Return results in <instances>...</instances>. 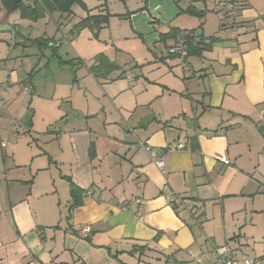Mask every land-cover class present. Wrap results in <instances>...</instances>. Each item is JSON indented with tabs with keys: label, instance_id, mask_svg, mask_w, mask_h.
Here are the masks:
<instances>
[{
	"label": "crops",
	"instance_id": "1",
	"mask_svg": "<svg viewBox=\"0 0 264 264\" xmlns=\"http://www.w3.org/2000/svg\"><path fill=\"white\" fill-rule=\"evenodd\" d=\"M229 1L84 2L83 18L111 15L98 38L105 31L106 41L132 40L139 48H116L112 59L102 53L119 66L105 80L89 72L94 60L71 57L84 64L75 73L62 69L73 76L69 111L54 113L37 134L45 133L41 142L55 147L33 155L26 143L20 164L15 127L28 119V133H36L33 109L22 111L20 103L10 110L15 90L6 87L17 79L7 65L15 49L0 53V66L9 71L1 81L10 80L0 95V264H194L213 261L223 246L236 259L264 264V126L258 120L264 111V0H232L231 12L223 5ZM189 7L204 15L186 13ZM209 11L216 14L214 31L206 28ZM172 29L183 32L160 41L159 34ZM193 36L194 45L201 36L217 40L201 56L169 54ZM161 45L166 49L159 51ZM60 46L53 39L51 48ZM82 71L90 81L84 86ZM179 144L184 149H174ZM216 155L229 164L215 161ZM160 157L163 173L154 163ZM66 179L84 192L70 213ZM174 194L183 209L168 204ZM138 247L146 248L132 253Z\"/></svg>",
	"mask_w": 264,
	"mask_h": 264
},
{
	"label": "rangeland",
	"instance_id": "2",
	"mask_svg": "<svg viewBox=\"0 0 264 264\" xmlns=\"http://www.w3.org/2000/svg\"><path fill=\"white\" fill-rule=\"evenodd\" d=\"M23 1L25 3H32L33 0ZM140 1L141 0H132V6L135 7L136 4L140 5ZM84 2L86 5L90 6L91 3L95 4L96 0H85ZM223 5H225L226 8L227 2H223ZM90 7H92V5ZM120 8L121 7H114L111 8V11H121ZM92 10V13H97L96 8ZM72 12L73 13L69 16L59 15L57 13H53L50 16L46 15L47 17L45 19H41L35 24L28 19H21L18 12L6 16L0 5V27H11V30H0V53L5 55L9 53V48L15 49L13 55L16 56V58L12 59V63L7 66L14 67L15 77L17 79V82L13 87H6L10 83V80L8 81V84H5L1 79L4 75L6 76L9 71L6 70L7 68H2L3 66H0V83L2 84L0 87L3 88L0 95L2 96L4 94L5 87L7 90H15L10 100V110L15 109L20 103L22 104V111L32 108V117H34L32 123L34 125V131L36 132L28 133L30 123L28 119H24L20 124L16 122L18 126L15 127L14 145L17 151V161L19 164L22 163V160L19 159V152L21 150L27 151L25 148L26 143H28V145L30 144V150L33 155L39 153V148L46 151L55 147V143L45 145V143L41 142L40 137L45 135V133L38 136L37 134H40L43 131V125L47 120L52 119V117L55 116L53 115L54 113L59 111V113L63 115L69 111V98L75 94V91H72L74 85L72 83L73 76L70 71L62 70L58 67V56L60 59L66 61L70 60L71 57L75 58L80 55V57L87 63L93 61L95 56L102 55V53H106L111 57L110 59H112L114 54L117 53V49L136 51L139 48L138 45L131 42L132 40L121 41L117 38L116 40H111V42L106 41L108 35L105 31H102L99 38L98 36L95 38L88 30H82L79 32L73 30L74 25L86 15V11L82 9L81 6L74 5ZM209 12L208 16L210 18L206 28L208 30L213 29L214 31L216 27V14H214V17H211L210 14H213V12ZM56 20L58 21V24H60V29L55 25ZM72 30L73 32H71ZM16 31H19L20 36L15 34ZM64 34L67 35L68 38H65ZM21 36L39 40H41V38H51L57 40L61 46L56 49L55 54L53 52L54 50L51 48L52 41H50L49 46H37L31 44L24 47L21 44H16L21 41ZM158 49L159 51H163L166 48L164 45H161ZM19 53H21V55ZM137 54V58L141 62L139 65H142L145 55L141 56L140 52ZM118 57L123 60L121 56ZM89 65H91V63ZM129 67L130 66H128V69ZM141 68L142 66L135 68L136 72H133L135 70L131 69V73L138 74V70H141ZM83 75L84 71L78 74L80 77L78 81L82 86L86 85L88 82L82 77ZM86 80H90V78L87 77ZM31 89H33V92L29 93ZM24 90H29V92L25 93ZM30 101L31 104L29 103ZM11 126L12 129H14V126ZM52 129L53 128L49 129L47 135L51 134ZM40 160L43 159H37L36 164H39L38 162ZM217 220L218 217H214V223L212 225L217 226ZM208 227H205V230Z\"/></svg>",
	"mask_w": 264,
	"mask_h": 264
},
{
	"label": "trees",
	"instance_id": "3",
	"mask_svg": "<svg viewBox=\"0 0 264 264\" xmlns=\"http://www.w3.org/2000/svg\"><path fill=\"white\" fill-rule=\"evenodd\" d=\"M121 3H124L126 0H118ZM228 4H235L230 0L227 2ZM0 5L2 10L7 15H11L13 13L18 12L19 17L21 19H28L30 21L36 22L39 19L44 18L46 15H51L53 13H57L59 15H66L69 16L72 14V8L74 5L81 6L82 9L86 10L84 0H33L32 3H25L23 0H0ZM145 7L142 8V10ZM240 9V8H239ZM186 13L201 18L204 15V12L196 11L193 7H189ZM125 16V15H124ZM111 15L106 12L105 14H97V15H90L83 19H81L78 23L74 25L75 31L79 32L82 30H89L92 35L97 38L99 32L108 25L109 19ZM73 30L71 32H73ZM183 31L178 29H172L167 34H159L160 41H166L169 39L176 38L179 36ZM17 36H20L19 31L15 33ZM192 38L184 37V47L186 51V57L192 56H201L203 51H208L211 49L212 44L217 40L215 37H209L206 39L203 36L200 37V41L195 45L192 44ZM23 45L24 47L29 46L31 44L34 45H41V46H49L50 41L53 42V39H30L24 38ZM54 50V54L57 48L52 47ZM172 56V55H171ZM176 57V56H175ZM83 62L81 60H67L64 61L58 58V66L61 69H69L73 73L79 69V67L83 66ZM119 66L115 62H111L107 59L106 56L97 55L94 57V63L89 67V72L92 76L96 79H108L110 74L114 71H117ZM89 156L93 158V144H90L89 148ZM69 184V195L71 199L69 212L78 207L81 204V198L83 196V191L77 188L72 184L69 179H66ZM175 211H177L176 207H172ZM69 220V217L67 218ZM146 247H138L133 250L132 253L137 252L139 249H144Z\"/></svg>",
	"mask_w": 264,
	"mask_h": 264
},
{
	"label": "built area",
	"instance_id": "4",
	"mask_svg": "<svg viewBox=\"0 0 264 264\" xmlns=\"http://www.w3.org/2000/svg\"><path fill=\"white\" fill-rule=\"evenodd\" d=\"M226 8L229 12H231L234 9V5L228 4L226 6ZM168 51H169L170 55L181 58L182 60L186 58V51H185V47L183 45L174 46V47L170 48ZM2 90L3 89L0 87V93L2 92ZM24 92L28 93L29 90H24ZM258 120L264 126V111H262L258 114ZM136 147L142 149L146 154H150V152L152 150L149 146H147L146 144L141 143V142H137ZM174 149H176V150L184 149V146L179 144ZM213 158L215 161L221 162L225 165L229 164V161L227 160V158L225 156L216 155ZM154 163H155L156 167L163 173V168H164L163 159L161 157L155 158ZM133 203L136 205H140L141 200L135 199L133 201ZM168 204L171 207H173V206L176 207L177 209H183L185 207L180 196L176 195V194H174L173 196L168 198ZM136 218L138 219V221L142 220L141 214L139 212L136 214ZM88 234H89V229L81 230V235L83 237H87ZM215 254H216V257L213 261H205L203 259L197 258V259L193 260V263L194 264H254V260L251 258H244V259H240V260L234 258L232 250L230 248H228L227 246L216 248Z\"/></svg>",
	"mask_w": 264,
	"mask_h": 264
},
{
	"label": "water",
	"instance_id": "5",
	"mask_svg": "<svg viewBox=\"0 0 264 264\" xmlns=\"http://www.w3.org/2000/svg\"><path fill=\"white\" fill-rule=\"evenodd\" d=\"M4 29H10V28L7 27V26H1V27H0V30H4Z\"/></svg>",
	"mask_w": 264,
	"mask_h": 264
}]
</instances>
